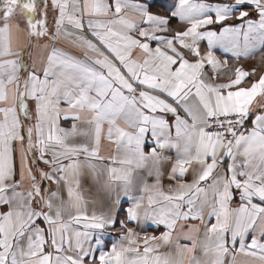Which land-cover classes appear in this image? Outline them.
Masks as SVG:
<instances>
[{"label": "snow or ice", "instance_id": "1", "mask_svg": "<svg viewBox=\"0 0 264 264\" xmlns=\"http://www.w3.org/2000/svg\"><path fill=\"white\" fill-rule=\"evenodd\" d=\"M257 55L264 0H0V264H264Z\"/></svg>", "mask_w": 264, "mask_h": 264}, {"label": "crops", "instance_id": "2", "mask_svg": "<svg viewBox=\"0 0 264 264\" xmlns=\"http://www.w3.org/2000/svg\"><path fill=\"white\" fill-rule=\"evenodd\" d=\"M217 54L219 55V52H217ZM239 63L242 64L246 70H251L252 68H256L257 72L264 71V65H261L259 63V56L258 55L254 59L241 60V61H239ZM161 230H163V229H161Z\"/></svg>", "mask_w": 264, "mask_h": 264}, {"label": "rangeland", "instance_id": "3", "mask_svg": "<svg viewBox=\"0 0 264 264\" xmlns=\"http://www.w3.org/2000/svg\"><path fill=\"white\" fill-rule=\"evenodd\" d=\"M156 234H159V233H156Z\"/></svg>", "mask_w": 264, "mask_h": 264}]
</instances>
